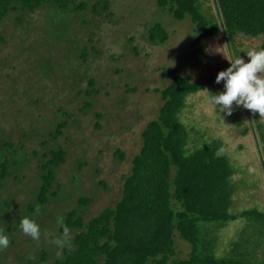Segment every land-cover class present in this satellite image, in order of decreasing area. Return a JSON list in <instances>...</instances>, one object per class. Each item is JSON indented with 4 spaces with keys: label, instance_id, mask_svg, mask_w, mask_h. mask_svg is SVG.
<instances>
[{
    "label": "trees",
    "instance_id": "trees-1",
    "mask_svg": "<svg viewBox=\"0 0 264 264\" xmlns=\"http://www.w3.org/2000/svg\"><path fill=\"white\" fill-rule=\"evenodd\" d=\"M110 5V0H0V26L10 20L19 27L21 33L14 36V46L21 47V52L23 49L31 52L30 64L42 77L67 80L61 90L75 93L67 102L80 98L78 110L87 112L93 109L101 86L93 75H88V66L83 65L94 59L91 55L99 56L100 51L92 45L94 34L87 31L85 34L79 28L94 29L100 19L111 22L114 15ZM157 8L174 21L189 22L192 38L187 52L192 73L162 69L161 75L169 76L170 80L164 89L156 90L161 105L156 117L141 132V146L122 176L121 188H117L119 192L112 204L86 218L85 208L92 197L78 192V178L71 175L65 181L69 187L60 183L52 189L66 156L65 150L55 143L71 118L63 107L58 108L50 123L41 117L43 131H36L35 124L29 125L33 136L47 137L40 141L45 151L36 164L37 183L31 190L15 173L28 168V158L14 148L9 138H0V189L10 176L15 182L12 193L0 192V233L7 235L9 241L0 248V264H264V116L248 109L246 115L241 111L234 113L240 119L235 122L240 148L243 153L250 151L256 167L253 169L258 172L253 179L239 170V163L251 157L244 154L243 159L233 160L238 169L227 159L224 143L227 139L234 141L231 131L222 127L214 135L205 119H195L192 114L198 131L189 126V118L186 119L189 127L178 124L181 110L187 108L189 112L184 107L185 98H192L196 104H212L209 96L222 90L214 87L222 84L214 83L215 75L201 79L193 74L209 61V44L221 40L227 62L235 55L245 59L244 54L250 48H264V0H157ZM36 11L43 13L41 23L29 28L24 24L25 18ZM84 34L89 46L82 42ZM26 37L28 42L24 44ZM167 38L160 22L147 28V40L152 46H162ZM6 42L0 34V44ZM126 44L137 56L132 39ZM110 58L117 60L113 55ZM123 70L115 68L113 72ZM125 88L127 92L136 90L126 84ZM94 116L100 119L102 113L95 111ZM227 116L231 119L230 114ZM201 122L205 125H200ZM178 132L184 143L197 139L201 148L223 153L221 157L228 166H233L229 167L230 174L220 173L224 175L219 178L222 203L221 200L218 203L222 214L206 211L207 194L199 188V170L178 159ZM204 133H208L207 137ZM114 154L123 162L121 151ZM84 165L75 163L73 174ZM97 186L107 189L102 181ZM24 192L28 196L22 199ZM244 194L248 196L245 198L248 205L242 204ZM236 207L241 210H229ZM57 209L60 213L53 214ZM25 216L39 226L38 239L33 240L17 227ZM63 226L69 229L67 234H63ZM48 232L54 234L51 239L45 236ZM58 238L63 244L55 243Z\"/></svg>",
    "mask_w": 264,
    "mask_h": 264
},
{
    "label": "rangeland",
    "instance_id": "rangeland-1",
    "mask_svg": "<svg viewBox=\"0 0 264 264\" xmlns=\"http://www.w3.org/2000/svg\"><path fill=\"white\" fill-rule=\"evenodd\" d=\"M110 1V11L114 15L111 22L100 19L98 26L94 29L84 26L79 28L84 33L87 31L88 34L91 32L94 34L92 45L100 51L99 56L90 54L94 59L89 60L87 65H83L88 66V75H93L101 86L94 98L93 109L87 112L78 110L80 98L72 103L67 102L69 96L75 94L74 91L61 90L60 87L65 86L67 80L62 78L59 82V79L53 76L49 79L42 77L30 64L33 57L31 52L27 49L21 52V47L14 46V36L21 33L19 27L13 26L10 20L0 26V34L7 41L6 44H0V64H2L0 65V138H9L14 148L29 161L28 168L15 172L18 180L26 184L30 190L32 189V186L37 183L34 179L36 164L41 160L40 154L45 151V147L40 146V141L47 140V137L33 136L32 127L29 128V125L35 124L36 131H43V124L39 122L41 117H46L50 123L56 118L54 113L57 114L58 108L63 107L71 118L67 120L68 126L62 130L63 134L57 137L55 143L65 150L66 156L65 163L55 177L52 189L60 183L69 187L65 181L71 175L78 178L80 181L78 192L85 197H92L91 203L85 208L86 218L114 202V197L121 188L122 176L129 170L130 160L141 146V132L149 120L156 117L161 105L160 95L156 90L164 89L170 80L169 76L161 75L162 69L169 68L187 74L191 71L188 67L187 51L192 35L188 21H174L165 12L159 11L157 0ZM42 16L43 13L36 11L25 18L24 24L29 28H35L40 25ZM155 22H160L168 33V38L162 46H152L147 40V28ZM85 34L82 36V42L87 44ZM129 39H132V44L137 48V56H133L126 44ZM27 42L26 37L24 44ZM221 42V40H214L213 44H209L210 49L207 52L210 59L207 64L196 69L197 73H193L194 76L202 79L209 75H216L218 71L228 66V56L226 57L225 47ZM111 55L117 60L113 61L110 58ZM244 60H247V57ZM115 68L124 70L118 73L113 72ZM125 84L129 88L135 87V92H127ZM81 87H83L82 84ZM214 87L216 90H219V87L222 89V84H216ZM36 100L40 102L36 103ZM200 103L196 104L190 97L185 98L184 107H188L189 112H186L187 108L183 107L178 124L181 126L186 124L184 125L186 127L191 125L192 129L198 131L199 126L194 125L193 118L205 119L211 127L210 132L213 131L214 135L218 134L222 127L228 129V132L231 131L234 141L227 139L224 143V147L227 148L224 151L227 159H230L231 164L233 163L237 168L233 160L243 159L244 154L251 157L250 160L245 158L244 163H239V170L251 179L257 178L258 172L253 169L255 163L252 155L248 150L242 152L238 141L239 129L235 126L236 120L240 119L234 113L241 111V114L246 115L245 109L242 107V110L241 106L233 104L232 111L229 113L231 119H229L219 107ZM95 111L102 113L100 119L94 116ZM187 118L191 119L189 126L186 123ZM72 121L74 123H70ZM200 125L205 124L201 122ZM22 134L26 137L23 138ZM180 135L179 133L176 138L178 159L199 170L201 182L199 188L207 194L206 211L222 214V206L218 203L220 200L222 203V196L219 195L221 193L219 182L222 179L219 178L230 174L231 166H228L229 164L221 157L220 154L223 153L214 151L215 154L201 148V143L197 139L186 144ZM206 135L208 133L205 137ZM117 150L123 153L125 157L123 162L115 158L114 153ZM33 153H36L37 157H34ZM77 162L85 165L73 174L74 164ZM222 171L224 175L220 174ZM235 172L237 173V170ZM101 181L106 184V190L100 186L96 187ZM14 183L11 176L8 177L0 192L12 193ZM25 196H28L26 192L21 195L22 199H25ZM246 197L248 196L244 194L243 205H248L245 201ZM260 197L262 198L263 195ZM229 210L238 211L241 208ZM54 213H60L59 209ZM50 235L54 234L48 232L45 236L51 239ZM180 246L182 247V244Z\"/></svg>",
    "mask_w": 264,
    "mask_h": 264
},
{
    "label": "clouds",
    "instance_id": "clouds-1",
    "mask_svg": "<svg viewBox=\"0 0 264 264\" xmlns=\"http://www.w3.org/2000/svg\"><path fill=\"white\" fill-rule=\"evenodd\" d=\"M244 55L247 60L235 55L226 68L216 73L214 83L222 82V90L211 94L209 101L225 115L232 111L235 104L264 116V48H250ZM57 222H61L59 218ZM17 227L33 240L40 235L39 226L27 216L19 220ZM68 231L67 226H63V234ZM8 242L7 235L0 233V248L6 247ZM63 242L59 238L55 241L57 245Z\"/></svg>",
    "mask_w": 264,
    "mask_h": 264
}]
</instances>
